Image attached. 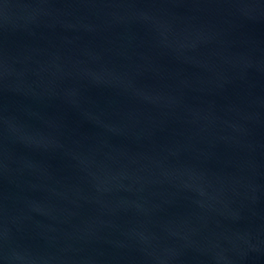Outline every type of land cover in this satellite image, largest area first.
<instances>
[{"label":"water","instance_id":"obj_1","mask_svg":"<svg viewBox=\"0 0 264 264\" xmlns=\"http://www.w3.org/2000/svg\"><path fill=\"white\" fill-rule=\"evenodd\" d=\"M0 264H264V0H0Z\"/></svg>","mask_w":264,"mask_h":264}]
</instances>
